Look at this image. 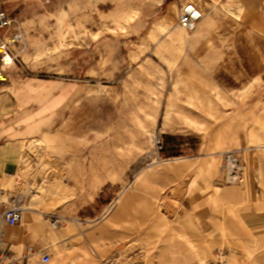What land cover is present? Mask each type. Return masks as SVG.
<instances>
[{"label": "crops", "instance_id": "crops-1", "mask_svg": "<svg viewBox=\"0 0 264 264\" xmlns=\"http://www.w3.org/2000/svg\"><path fill=\"white\" fill-rule=\"evenodd\" d=\"M117 2L99 0L96 15L111 13L103 6H117ZM123 2L135 7L132 12L141 22H153V28L158 22L166 24L165 35L171 33V41L181 37L173 30L182 8L193 4L203 19L197 29L200 40L187 52L198 54L191 68L207 87L201 88L202 96H209L211 86L219 96H235L230 99L233 105L220 108L222 119L210 124L196 153L175 159L171 170H165L167 164L154 162L134 174L132 181L127 171L119 179L123 183L107 182L94 196L74 194L59 206L61 229L53 236L49 226L40 231L37 223L29 221L39 212L31 205L29 218L23 221L26 227L6 228L5 239L10 235L11 247L25 245L24 249H45L44 244L56 239L65 246L60 257L65 264H211L217 250H226L233 264H264V0H234L231 16L225 11L227 0ZM23 4L30 7L26 0H0V13L13 20L10 28L0 30V41L9 43L14 33L24 32L22 16L13 14ZM28 14L33 18L32 10ZM26 65L15 64L6 81L0 82V199L18 204L25 197L19 190L34 182L25 164L30 150L51 136L72 131L67 116L73 111L80 118L81 109L69 106L85 96L81 76L91 69L84 71L75 63L69 69L73 81L66 82L64 63ZM40 73L52 76L40 77ZM81 125L80 119L73 123L77 138L83 133ZM228 151H239L242 158L240 180L235 183H228L220 172ZM106 166L99 168L94 161L90 175ZM77 179L67 178L75 185ZM149 180V188L141 187ZM170 185L182 197L177 210L167 214L157 211L155 203ZM40 187L41 204L71 197L70 186L64 191Z\"/></svg>", "mask_w": 264, "mask_h": 264}, {"label": "rangeland", "instance_id": "rangeland-1", "mask_svg": "<svg viewBox=\"0 0 264 264\" xmlns=\"http://www.w3.org/2000/svg\"><path fill=\"white\" fill-rule=\"evenodd\" d=\"M26 1L30 4L28 9L23 4L13 12L22 16L20 23L27 50L19 53L20 49L13 47L22 65L51 67L57 62L64 63L66 82L73 81L69 69H73L75 63L84 71L91 68L87 69L86 77L81 76L85 96L69 106L70 110L81 109L80 118L74 116L73 111L67 116L72 131L35 144L25 163L28 177L34 182L19 190L25 196L20 205L23 209L32 205L39 211L33 213L29 221L37 223L40 231L43 226H49L53 236L61 225L53 228L46 216H58L59 206L74 194L94 196L107 182L123 183L119 179L124 172L130 173L132 181L134 174L151 163L168 166L177 158L196 153L197 144L202 137H207L210 124L222 119L220 108L232 107L230 99L235 96H219L211 86L209 96H202L201 88L206 86L201 85L197 71L191 68L198 54L187 52L200 40L197 29L201 22L194 31L177 24L173 34L181 37L171 41L172 34L165 35L166 24L158 22L153 28V22H141L138 14L132 12L135 7L124 4L123 0H117V6H103L102 9L112 11L107 15H96L99 0ZM230 8L235 9L234 0H227L228 16L234 13ZM38 75L52 76V73ZM187 78L189 84H186ZM78 119L83 130L80 138L73 133V123ZM157 139L162 145L160 151L155 144ZM186 143H190L188 148ZM94 161L99 168L102 164L108 165L107 169L90 175ZM71 176L78 178L77 185L74 180H67ZM105 177L110 180L106 181ZM150 180L141 187L149 188ZM40 186H54L61 191L70 186L71 197L62 198L60 203L41 204ZM181 197L182 192L175 185L167 186L162 197L156 199L155 208L174 213ZM51 199L58 200V197L51 196ZM21 225L26 227L27 224L22 222ZM66 228L69 232L74 230ZM18 236H22V231ZM44 247L24 249L25 245H20L11 250L17 256L33 250V255L19 264H42L40 259L44 253L51 257L49 264H65L60 260L65 251L62 243L51 239Z\"/></svg>", "mask_w": 264, "mask_h": 264}, {"label": "built area", "instance_id": "built-area-1", "mask_svg": "<svg viewBox=\"0 0 264 264\" xmlns=\"http://www.w3.org/2000/svg\"><path fill=\"white\" fill-rule=\"evenodd\" d=\"M203 18L202 13L188 3L182 8L179 15L178 25L187 31H194ZM13 25L11 16L5 12L0 13V30L8 29ZM11 47L20 49L19 53H25L26 43L23 32L14 33L9 43L0 41V82L6 81L8 70L15 64L23 66L19 53H15ZM157 149L162 150L161 142L157 139ZM241 155L239 151H228L223 154L224 162L220 168L221 174L227 177L228 183H235L240 180L242 172ZM24 209L20 204L4 201L0 199V264H19L29 259L33 255V250L29 249L26 255L17 256L11 250V245L6 242V228H14L23 221ZM48 220L53 228L58 229L62 218L55 215H48ZM51 257L48 254H42L40 262L48 264ZM211 264H229V255L226 250H217L214 261Z\"/></svg>", "mask_w": 264, "mask_h": 264}, {"label": "bare ground", "instance_id": "bare-ground-1", "mask_svg": "<svg viewBox=\"0 0 264 264\" xmlns=\"http://www.w3.org/2000/svg\"><path fill=\"white\" fill-rule=\"evenodd\" d=\"M170 164H171V162L168 163V166L165 167V170H169L170 168H173V166H171ZM174 167H175V166H174ZM30 212H31V211H30V208L25 207V209H24V211H23V221L26 222V220L29 218ZM23 221H22V222H23ZM9 238H10V236H7V240L5 239L6 242H7V241H10ZM49 263H50V262H49ZM49 263H48V264H49ZM229 264H230V262H229Z\"/></svg>", "mask_w": 264, "mask_h": 264}]
</instances>
